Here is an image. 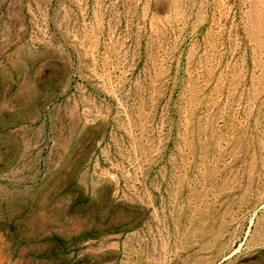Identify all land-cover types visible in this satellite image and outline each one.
Returning a JSON list of instances; mask_svg holds the SVG:
<instances>
[{
  "label": "rangeland",
  "instance_id": "1",
  "mask_svg": "<svg viewBox=\"0 0 264 264\" xmlns=\"http://www.w3.org/2000/svg\"><path fill=\"white\" fill-rule=\"evenodd\" d=\"M0 264H264V0H0Z\"/></svg>",
  "mask_w": 264,
  "mask_h": 264
}]
</instances>
